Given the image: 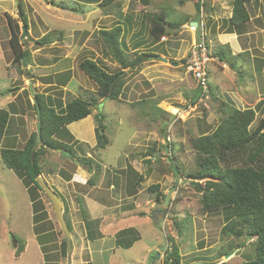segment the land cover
I'll return each mask as SVG.
<instances>
[{
	"label": "rangeland",
	"instance_id": "rangeland-1",
	"mask_svg": "<svg viewBox=\"0 0 264 264\" xmlns=\"http://www.w3.org/2000/svg\"><path fill=\"white\" fill-rule=\"evenodd\" d=\"M209 1L212 0H204L202 12L204 38L212 56L208 64V77L210 84L214 86L213 93L209 91L207 97L192 103L190 99L197 91L198 84L187 70L186 61L194 42L185 48L183 43L186 42L183 41L187 39L192 41L193 37L187 35L190 30L182 27L181 30H172L170 35H165L164 40L159 39L158 45H154L144 20L146 12L160 11V7L154 3L147 4L143 0H115L109 6L102 7L101 0H18L26 19L24 22L17 11L16 0H0V108L11 112L6 138L0 140V148L10 146L20 148L30 134L36 131L37 119L29 88L41 93L57 109L58 100L63 104L65 100L76 96L88 98L95 94V82L78 66L81 59L92 58L108 72L120 70L111 55L105 52L98 34V29L110 28L120 22V14L129 16L132 20L131 29L125 28L121 37L125 50L129 52L134 45H138L142 51H151L160 55L159 49L165 46L167 39H178L171 43L172 46L177 45L175 52L171 56L164 55L165 60L158 56L154 59L148 56L142 59L138 70L123 69L122 76L127 77L118 100L98 98L97 106L94 105L91 113L83 118L86 119L85 121L78 120L67 125V130L75 138L94 143L89 147L85 142L79 141L76 151L80 156L89 152L88 156L99 164L98 172L97 169L95 173L93 172L92 182L98 184L101 179L102 189L90 190L92 184L87 183L90 176L84 185H79L89 190L92 198L97 196L98 200L102 201L106 207L104 214L108 212V219L111 220L122 211V208L108 210L109 206L114 207L110 196L104 194L110 183L115 185L116 190L121 189L123 197L127 195L133 197L140 186V201H138L140 206L135 207L137 210L135 214L140 216L139 213L148 211L149 217L145 218V215L142 218L127 217L119 225L113 224L112 221L101 224L99 220L97 228L98 222L90 220L85 211L80 210L83 209L82 198H80L81 203L75 199L80 212L75 211L76 207L73 210L68 207L67 212H63L62 216L69 233L70 230L72 233L76 227L75 230L83 237V243L82 247L78 248L76 237L75 241L74 237H70L71 252L69 255L64 254L61 243L65 236L46 193L43 190L30 189L32 195L37 198L33 209L30 202L31 194L23 180L0 159V264H71L79 256L87 262L90 261L89 250L85 242L105 232L114 234L115 251L99 252L97 248L92 247L90 256L105 258L106 263L110 264H148L151 257L157 253L159 255L157 254L154 264H171L165 251L167 245L172 243L176 245L181 255V264L193 262L216 264L220 261L240 264L245 259L255 257L254 238L244 235L236 238L222 232L221 229L226 223L224 211L201 210V191L198 186H203L204 183L191 181L173 172L174 159L190 169L195 154L192 140L220 122L222 115L218 100L222 98L230 101L234 99V95L241 96L240 100L245 101L250 97L251 84L257 82L259 87H264V68L262 74L258 73L255 81L254 77L251 79L250 74L253 71L250 70L249 65L240 67L242 71L236 69L237 74L228 67L222 66V63L214 58L212 53L219 42L210 32V27L212 31L216 30L217 20L207 17ZM168 2L170 5L168 20L178 23L182 22L181 18L186 20L192 17L194 21L199 20L200 13L195 11L193 1L168 0ZM222 2L223 6L230 7L233 0H222ZM72 6H77V11L69 8ZM247 9L249 15L258 14L264 17V0L248 3ZM188 12L192 15L188 16ZM185 14L187 17H183ZM211 19L212 21H209ZM221 20L224 19H218ZM254 22L259 23L257 20ZM23 24L27 25V34L21 39ZM10 25L13 26L19 43L29 51V57L25 56L24 61L25 69L29 71L27 73L23 72L22 62L12 63ZM219 29L221 30L222 26ZM200 31L201 28H197L194 32L195 42L199 41ZM47 32L51 33L54 42L44 46L37 45L35 40ZM255 53L258 59L261 58L264 67V44ZM65 70L70 72V79L64 87L48 85V76L57 75L55 81L58 82L57 78L62 77L58 75H62ZM225 70L227 75L224 73ZM247 86L249 88L244 90ZM232 100L231 103L238 108L254 106L253 103L241 106L238 101ZM261 102L257 104L259 107H256V116L251 127H254L261 120L260 118H264V105H261ZM173 107L178 110L175 114H171ZM97 113L103 115L108 138L104 148L95 147L94 128L97 125ZM78 127L83 130L81 132L83 137L76 132V129L79 130ZM150 147H154L155 151L150 159L144 162ZM157 151L158 157L155 155ZM76 163L84 168L83 164H80V158H63L57 150H46L42 156L44 176L51 183L49 187L53 191L57 190L56 193L63 201L69 196L66 195L67 189L60 177L61 172L71 175ZM133 167L137 169L139 167L142 170L141 174ZM46 170L53 171V174L46 175ZM41 175L43 177V174ZM139 175L142 177L139 178ZM175 179L176 185H174ZM153 183H158L160 190L165 194L174 186L170 195V199H173L172 204L160 210L163 212V218L158 223L153 222L150 217L156 205V193L150 192L147 188ZM57 186L60 190L54 188ZM97 190L102 191L97 192ZM67 192L73 194L70 188ZM70 198L69 200H74L73 197ZM148 198L151 199L149 206L145 204ZM72 213L73 224L69 220ZM80 215L85 217L82 218L83 225L79 224ZM12 235L19 238L23 244L19 254L15 252L18 242ZM135 237V241L130 246L127 245L130 244V239ZM238 243L241 244L240 247L235 248ZM108 245L107 239L105 243L102 242V249ZM231 245L235 247L231 255L225 258L226 253L222 255V252L229 251ZM73 247H76L74 251Z\"/></svg>",
	"mask_w": 264,
	"mask_h": 264
},
{
	"label": "trees",
	"instance_id": "trees-1",
	"mask_svg": "<svg viewBox=\"0 0 264 264\" xmlns=\"http://www.w3.org/2000/svg\"><path fill=\"white\" fill-rule=\"evenodd\" d=\"M114 1L101 0L100 6H109ZM143 1L147 4L154 3L160 7L159 12L148 11L144 16L149 36L152 37L154 42H157L162 36L170 35L172 28L181 24L180 22L168 20L167 16L170 8L168 0ZM252 1L256 0H233L227 32H232L233 29L238 30L249 19L247 4ZM195 4L198 13L199 4ZM69 8L72 11H77L78 7L72 6ZM20 14L23 21L26 22L21 9ZM120 18V22L115 23L112 27L98 29L99 38L105 52L111 55V58L119 65L120 70L108 72L92 58L81 59L78 66L95 82V94L88 98L76 96L65 100L63 104L58 100V108L56 109L50 100H47L41 93L35 92L40 107L39 143L35 142L37 132L34 131L22 147L0 148V159L3 164L12 169L23 180L27 190H29L33 209L37 198L32 195L33 192L30 189L34 191L42 190L37 182V177L45 172L41 159L46 150L60 148L70 154L68 158H80V164H83L85 170L90 174L87 183L93 184L92 175L93 172H98L99 164L88 155L80 156L77 154L76 147L79 146V140L75 139L67 130V125L89 115L93 106H97L98 102L96 100L98 98L107 96L108 99L118 100L127 77L121 75L123 69L138 70L143 58L158 56L151 51H142L138 45H134L131 52L125 50L124 41L121 37L125 28L131 29L132 20L129 16L126 17L122 14H120ZM11 27L12 63L18 64L22 62L23 57H29V51L19 43L14 28ZM35 42L39 46H44L54 41L51 38V33L47 32L36 39ZM213 55L219 61L226 62L230 67H234L233 59L236 55L231 53L228 45L218 43ZM56 76L47 77L49 78L47 80L48 85L64 87L70 79V72L65 70L62 75H58L62 76L57 78L58 82L55 81ZM209 91L213 93V86L210 82ZM201 97L202 91L198 86L197 91L191 96L192 103H196ZM218 101H220L219 111L222 115L220 122L214 128L202 132L192 140V147L195 150L193 165L189 169V167L186 168L174 159L173 172L191 181L204 183L203 186H198L199 191H201L200 208L206 212L222 210L226 213V223L221 229L224 234L236 238L244 235L255 239V257L245 259L240 264H264V119L260 118L261 120L254 127H251L256 116L254 109H238L221 99ZM32 105L36 114L35 105ZM10 114L11 112L8 109L0 108V140L6 138L5 134L7 133ZM96 122L97 125L94 128L95 147L104 148L108 143V138L105 133L102 113H97ZM154 151L155 148L150 147L146 155L151 156ZM60 155L66 158L61 152ZM149 159L150 157L145 160ZM95 169L97 170L95 171ZM47 172L53 171L49 170ZM140 177L142 176L139 175ZM139 178L137 181L140 180ZM147 189L156 193V202L164 200L165 193L160 190L158 183L150 184ZM172 201L173 199H170L169 206ZM139 215L143 216L145 213H139ZM12 237L18 242L15 252L19 254L23 244L15 235H12ZM135 239L136 237L130 239V244L127 245L130 246ZM61 245L62 253L66 254L65 238ZM236 245V247L231 245L230 250L222 252V255L231 253L233 247L238 248L241 244ZM165 255L171 264H181V255L174 243L167 245ZM86 264L92 263L87 261ZM216 264H227V262L220 261Z\"/></svg>",
	"mask_w": 264,
	"mask_h": 264
},
{
	"label": "crops",
	"instance_id": "crops-1",
	"mask_svg": "<svg viewBox=\"0 0 264 264\" xmlns=\"http://www.w3.org/2000/svg\"><path fill=\"white\" fill-rule=\"evenodd\" d=\"M184 2H186V1H184ZM184 2H183V4L182 3H179V4L184 5L185 4ZM251 6H253L252 3H251ZM195 7H196V4H195ZM224 8H227V9H224ZM187 10H190V9H187ZM231 10H232V6H230V7L223 6L222 0L209 1L208 10H207V17H210L213 20H217L216 30L212 31L211 27H210V32L213 33V38H215L220 44L228 45L230 50H231V53L233 55H236V57L233 59L234 67L233 66L230 67L226 62H221L219 60L218 61L222 63V66L228 67L232 72H235L237 74H238V71H236V69H239L240 71H242L240 67H242L245 64L249 65L250 70L253 71L250 74L251 79H253V77H254V79L256 81V77H257L258 73L262 74L263 68H264L262 61H260L261 58L258 59V57L255 53L257 50L261 49L263 47V44H264V17H263V15L258 16V14H255L253 16L250 14L249 20L247 22H245L238 30L233 29L232 32H227L228 28H229L228 19L231 16ZM258 10H259V8H258ZM195 11L197 12L196 8H195ZM187 15L190 16L192 14L188 12ZM187 15L185 14L183 17H187ZM219 18L224 19V20L218 21ZM212 19L209 21H212ZM256 20L259 21V23L254 22ZM181 21L182 22H181V24H179V26H175V28H172L174 31L176 29L181 30L182 27L184 29H186L187 25L194 20L192 17H189L186 20L184 18H181ZM224 25H226V26H224ZM220 26H222L221 30L219 29ZM187 30H188V28H187ZM189 32L187 35L190 34V35H192L193 38H192V41L190 39H187V40L184 39V40H186V41H183V42H186V43H183L185 48H187V46L189 44H192L193 42H195L194 32H191V33H189ZM207 32H208V29H207ZM174 33H176V32H174ZM180 33H183V32H180ZM168 40H170V41H168ZM177 40L178 39H175V38L167 39L165 46L162 47L161 49H159L161 51L160 55L158 53H155L158 55V58L163 57L164 55H168V56L170 55L171 56L175 52L176 46H177V45L172 46L171 43H174ZM190 41H191V43H190ZM159 43H160V41L158 40L157 42H154V45H158ZM245 53L247 54L246 56L244 55ZM213 56H214V58H217L215 55H213ZM224 73L227 75V70H225ZM249 87H252V89H249V90H251V94H250V97H247L248 98L247 100L241 101L240 100V99H242L241 96H234V95H233V97H234L233 100H235L236 102L238 101L237 103L240 104L241 106H243L244 104L249 105V104L253 103L254 106L245 107V108L254 109L255 115H256V107H259V105H257V104L261 101H264V96H262V94L264 95V93H263L264 87L263 86L259 87L257 82H255L254 84H251V86H249ZM249 87L248 86L245 87L244 90H246V88H249ZM234 92H236V90H234ZM221 100L225 101L226 99L221 98ZM231 100L230 101L228 100L225 102L233 105L231 103ZM261 105H264V103L261 102ZM234 107H236V106H234ZM236 108H238V107H236ZM245 108H238V109H245ZM262 119H264V118H262ZM80 120L85 121L86 119H80ZM78 129L79 130L76 129V132L78 133V135H80V136L83 135V134H81V132L83 131L81 129V127H78ZM81 137H83V136H81ZM75 139H77V138H75ZM79 141L81 143L85 142L87 144V146H89V147H92V145L94 144L93 142L87 143L82 138H80ZM85 143H83V144H85ZM87 155H90V153L87 152ZM149 157L150 156L145 157L144 162L146 161L145 159H147ZM78 165H79V163H76V168L73 169L74 172L71 175L66 174L64 171L61 172L62 174L60 177H62L61 179H62V182L64 183V187L67 190L70 188L72 190V193L74 194V195L70 194L69 192H67V190H65L66 195L68 194L69 198L73 197L74 200L73 199L69 200V198L67 199V196L65 197V201H63V199H61L62 200V214H63V212H67L68 207H71L72 210L76 207L75 211L76 210L78 212H80V210L85 211V213L88 215L87 217L92 221L98 222L99 220H101V224H104V223L108 224L110 221H112V222H114L113 224H116V225H119L122 222V220H124L127 217H134L135 218L136 216H138L135 214V212L137 211L135 209V207L140 206V203L138 202V201H140V198H139V193L141 192L140 186H139L138 192L133 197H132V195H127L126 197H123L121 194L122 191L120 188L118 190H116L115 185H113L112 183H110L108 185V187L106 189L107 192L104 194L109 195L111 201H113V203H114V207L109 206L108 210H110V209L118 210V208H120V209L122 208V211L119 214H117L116 217H114L110 220V219H108V212L106 215L104 214V210L106 209V207L102 203V201L98 200L97 196L92 198L91 195H89L90 191L85 190L84 188H82V186H80V185H84V183L86 182V180H87L88 176H90V174L83 167L78 166ZM133 168L135 171H137L139 174H141L142 170L139 167H138V169H137V167H133ZM143 171H144V169H143ZM44 174L45 173H43V178L45 179L47 184L48 185L51 184L49 179H46ZM52 174H53V172H46V175H52ZM100 183L103 184V181L101 179H100V181H98V184L93 183L92 186L90 187V190L102 189L101 188L102 186H100ZM54 188L60 190V188L58 186L54 187ZM81 188L84 191H81L82 190ZM99 191H102V190H97V192H99ZM80 198H82V201H83V203H82L83 209L78 210L79 205L77 206L75 199H76V201L78 200V203H81ZM136 198H137V200H135ZM101 200H103V198H101ZM123 200H125V201H123ZM150 200L151 199L148 198L145 201V204L147 206H149ZM121 201L123 203H120ZM82 216L83 215H80L81 222H79V224L83 225L84 223H83L82 218H85V217H82ZM73 217L74 216L72 213L69 216V220L72 222V223L70 222L71 224H73ZM138 217L142 218V216H138ZM144 217L145 218L149 217L148 211H145ZM97 225L98 226H96V227L98 228L99 222L97 223ZM108 227H110V226H108ZM75 228L76 227H74V231L72 233H71L72 230H70V235H71L70 237L71 238L74 237V241H75V237H76V242H77L78 248L79 247L81 248L82 243H83V237L75 230ZM102 231L105 232V230H102ZM107 239L109 241V245H108V247H105V248L103 247V249H102V242L105 243ZM85 243H86L87 248H88L87 250H89L88 259L91 261L92 264H96L97 262H98V264H110V263H106L105 258H101V257L94 258L93 256H90V252L93 250L92 247L97 248L99 252H107L108 253V251H115L116 242H115L114 234H110L108 232H105V234H103V233L99 234V235L97 234V236L91 237V240L87 239V242H85ZM75 249H76V247H73V251ZM79 257H77L76 260L71 264H85L86 260H82V258H79Z\"/></svg>",
	"mask_w": 264,
	"mask_h": 264
},
{
	"label": "water",
	"instance_id": "water-1",
	"mask_svg": "<svg viewBox=\"0 0 264 264\" xmlns=\"http://www.w3.org/2000/svg\"><path fill=\"white\" fill-rule=\"evenodd\" d=\"M16 5H17V11L20 14V6L18 3V0H16ZM192 25H196L195 21L191 22ZM27 25L23 24L22 25V34L20 36L21 39L24 38V36L27 34ZM151 58V57H149ZM162 60H165L164 57H159ZM25 57H23L22 59V66H23V72L27 73L28 71L25 69ZM124 72L121 73V75H123ZM30 94H31V98H32V102L35 105V109H36V132H37V137L35 142L39 143L40 141V107H39V103L37 100V97L35 95V92L32 88H29ZM104 99H107V96L104 97ZM101 105V103H99ZM177 108L173 107L171 109V113L175 114L177 112ZM57 151L61 152L65 157H69L70 154L67 151L61 150L60 148L57 149ZM155 155H157L158 157V151L155 152ZM37 182L40 185V187L42 188V190L46 193L47 197L49 198L51 204H52V208L54 211V214L60 224V228L62 230V232L64 233L65 239H66V247H67V254L69 255L71 252V238H70V233L65 225V222L63 220V216H62V200L59 197V195L56 193V191H53L49 185L47 184V182L44 180V178L39 175L37 177ZM176 185V179H175V184ZM174 190V186L171 187L170 189H168L167 193L165 194L164 200L163 202H158L155 207L154 210L151 212L150 217L152 219L153 222L158 223L159 221L162 220L163 218V212L160 211L162 208L167 207L168 203H169V199H170V195L171 192ZM158 254V253H157ZM157 254L154 257H151V261L148 264H154L153 260L156 258ZM231 255V253L226 254L225 258L229 257ZM191 264H204V263H200V262H193Z\"/></svg>",
	"mask_w": 264,
	"mask_h": 264
},
{
	"label": "built area",
	"instance_id": "built-area-1",
	"mask_svg": "<svg viewBox=\"0 0 264 264\" xmlns=\"http://www.w3.org/2000/svg\"><path fill=\"white\" fill-rule=\"evenodd\" d=\"M194 3L199 4V20L197 25L188 24V30L195 32L197 28H201L199 41L193 43L190 53L188 55L187 70L192 74L193 78L196 80L198 86L201 88L202 97H207L209 92V77H208V64L211 61V52L205 41L204 33V20H203V4L204 0H192ZM165 39V37H161ZM201 97V98H202Z\"/></svg>",
	"mask_w": 264,
	"mask_h": 264
},
{
	"label": "clouds",
	"instance_id": "clouds-1",
	"mask_svg": "<svg viewBox=\"0 0 264 264\" xmlns=\"http://www.w3.org/2000/svg\"><path fill=\"white\" fill-rule=\"evenodd\" d=\"M193 3H194V2H193ZM198 13H199V12H198ZM197 21H198V20L195 21V22H196V25H197ZM189 24H191V23H189ZM162 37H165V36H162ZM160 38H161V37H160ZM160 38H159V39H160ZM147 156H148V155H147ZM41 176H42V175H41ZM160 202H161V201H160ZM157 203H158V202H156V204H157ZM163 209H164V208H163Z\"/></svg>",
	"mask_w": 264,
	"mask_h": 264
},
{
	"label": "flooded vegetation",
	"instance_id": "flooded-vegetation-1",
	"mask_svg": "<svg viewBox=\"0 0 264 264\" xmlns=\"http://www.w3.org/2000/svg\"><path fill=\"white\" fill-rule=\"evenodd\" d=\"M159 255V254H158ZM157 260V256H156V258L153 260V263H155V261ZM151 261V260H150Z\"/></svg>",
	"mask_w": 264,
	"mask_h": 264
}]
</instances>
